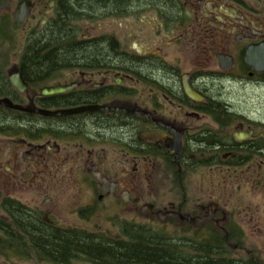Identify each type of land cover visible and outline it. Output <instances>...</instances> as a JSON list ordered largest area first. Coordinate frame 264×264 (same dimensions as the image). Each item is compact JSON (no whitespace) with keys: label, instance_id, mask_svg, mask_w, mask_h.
<instances>
[{"label":"flooded vegetation","instance_id":"obj_1","mask_svg":"<svg viewBox=\"0 0 264 264\" xmlns=\"http://www.w3.org/2000/svg\"><path fill=\"white\" fill-rule=\"evenodd\" d=\"M72 1L0 0L1 44L28 46L62 25L90 49L33 77L27 46L0 51L3 256L101 264L40 254L49 247L30 239L40 227L101 244L142 230L180 251L217 230L228 258L264 264V246L239 244L258 229L260 205L233 201L264 199V115L235 99L264 96V0L103 2L70 14Z\"/></svg>","mask_w":264,"mask_h":264},{"label":"trees","instance_id":"obj_2","mask_svg":"<svg viewBox=\"0 0 264 264\" xmlns=\"http://www.w3.org/2000/svg\"><path fill=\"white\" fill-rule=\"evenodd\" d=\"M134 1L140 0H73L68 13L86 11L87 6H96L103 2L105 5L115 4L124 8ZM70 31L71 28L60 25L53 36L51 29H47L42 33L40 42L26 47L25 50L32 53L28 59L31 77L42 75L55 65H66L75 52L90 50L83 47L85 45L75 42L78 35L71 36ZM43 52L46 53L41 55ZM40 228V238L33 237L32 235L36 233L31 230L30 239L41 247H49L48 250L40 251V254L56 259L58 262L67 261L69 256H71V261H75L77 254H84L89 258L99 260L101 264H243V262L228 258L227 238L217 230L212 231L210 239H203L198 244V249L180 251L169 245L171 241L166 237L142 230L130 233L131 238L125 243L101 244L90 240L77 241L70 236L52 237L46 229ZM1 241L0 237V247L2 246ZM17 242L18 240L15 239L14 243L17 244ZM4 254L0 248V255ZM23 254L26 253L12 252L13 257H20Z\"/></svg>","mask_w":264,"mask_h":264},{"label":"rangeland","instance_id":"obj_3","mask_svg":"<svg viewBox=\"0 0 264 264\" xmlns=\"http://www.w3.org/2000/svg\"><path fill=\"white\" fill-rule=\"evenodd\" d=\"M107 23L108 22L102 23L97 27H95V25L93 27H88V32L91 35H99L105 31V29H104V31H102L100 28H102V27L107 28L108 27ZM128 26H129L128 23L122 24V26L119 28L120 33H122L121 35H123V32L128 31ZM84 34H85V32H84ZM0 45H2V46H0V51H11V52L22 51L27 46L26 43H22V42H12V43H3V44L0 43ZM242 97H244V99ZM235 99H240L242 101V103H243L242 108H244V109L249 108L251 110H254L255 113H259V114L264 115V96H263V99L261 97L259 100H255V99H252L250 94L242 93V94L236 95ZM238 200L245 201L246 203L248 201H255V202H253L255 205H260V211L258 213V216L255 217V219L252 220L250 223V225H252L254 227H258L259 230L253 229L254 232H252V234H248L246 243L245 242L243 244L239 243V240L235 239L234 244L239 243L240 246H245L247 248H254L255 247V248L260 249L264 246V199H243V200L242 199H235L233 201L236 202ZM219 201L223 206L228 203V199H222ZM244 206L245 205H243L241 208L242 211L244 209ZM237 254L240 255L238 252L235 255H237ZM5 261H7L8 264H15L16 262L18 264H41V263H38L36 261H32V259H31V261L23 263L21 260H19V258H16V257H8L7 258L3 255H0V264H5ZM43 264H51V263H43ZM73 264H91V263H88L86 261H84L82 263H80V262L77 263L75 261Z\"/></svg>","mask_w":264,"mask_h":264},{"label":"water","instance_id":"obj_4","mask_svg":"<svg viewBox=\"0 0 264 264\" xmlns=\"http://www.w3.org/2000/svg\"><path fill=\"white\" fill-rule=\"evenodd\" d=\"M12 85L18 89L20 92H23L24 91V84L20 81V79H13L12 80ZM66 92V89L65 88H56L54 89L53 91H51L50 93L51 94H61V93H64ZM64 114V113H63ZM57 115H61L60 113H58Z\"/></svg>","mask_w":264,"mask_h":264}]
</instances>
